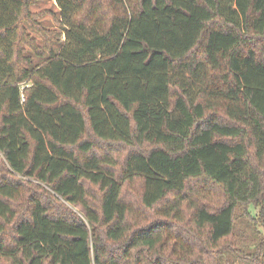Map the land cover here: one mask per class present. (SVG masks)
I'll return each mask as SVG.
<instances>
[{
	"label": "trees",
	"instance_id": "16d2710c",
	"mask_svg": "<svg viewBox=\"0 0 264 264\" xmlns=\"http://www.w3.org/2000/svg\"><path fill=\"white\" fill-rule=\"evenodd\" d=\"M56 2L0 0V264H264V0Z\"/></svg>",
	"mask_w": 264,
	"mask_h": 264
},
{
	"label": "rangeland",
	"instance_id": "374dc122",
	"mask_svg": "<svg viewBox=\"0 0 264 264\" xmlns=\"http://www.w3.org/2000/svg\"><path fill=\"white\" fill-rule=\"evenodd\" d=\"M34 1L35 3L31 7V12L34 14H39V13H43V14L36 17L37 20L34 23L35 27L32 26L30 23H25V28H26L27 33L32 38L36 39L39 42V44L43 47L46 44L47 38L49 37V35L59 40H63L65 38L64 29L56 21V16L58 17L61 16L60 9L57 5L56 0H34ZM36 27L43 28L44 33L38 30ZM23 49L25 50V55L29 56L31 59V63L24 62V65L28 67V69L41 61V59L35 56L28 47L23 46ZM30 64H33V65H30ZM123 153H124L123 151H120L118 154L122 156ZM24 180L31 181L33 183L37 182L36 180L30 179V178L29 179L25 178ZM140 190H141L140 181L136 180L134 183H132L128 187V190L126 192L127 201L138 206V197H137L138 194L137 193L140 192ZM61 200L63 201L65 205H68L73 211H75L79 215H83V211L80 205H74L62 198ZM238 226H240V223L238 224ZM236 262H237L236 264H241V261L238 259Z\"/></svg>",
	"mask_w": 264,
	"mask_h": 264
}]
</instances>
